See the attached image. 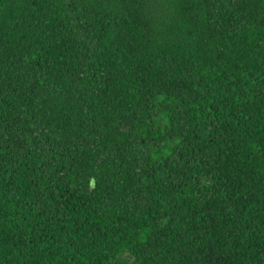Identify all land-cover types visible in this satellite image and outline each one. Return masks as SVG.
Segmentation results:
<instances>
[{"label":"trees","instance_id":"16d2710c","mask_svg":"<svg viewBox=\"0 0 264 264\" xmlns=\"http://www.w3.org/2000/svg\"><path fill=\"white\" fill-rule=\"evenodd\" d=\"M0 264H264V0H0Z\"/></svg>","mask_w":264,"mask_h":264}]
</instances>
